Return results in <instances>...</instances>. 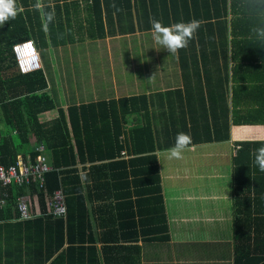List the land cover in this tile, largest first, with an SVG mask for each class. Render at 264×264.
Masks as SVG:
<instances>
[{"label":"trees","instance_id":"1","mask_svg":"<svg viewBox=\"0 0 264 264\" xmlns=\"http://www.w3.org/2000/svg\"><path fill=\"white\" fill-rule=\"evenodd\" d=\"M139 1L145 9L148 3L152 18L160 20L165 26L182 22L177 17L180 0H169L174 2L172 14L175 16L171 22L166 10L168 0H17L23 12L0 27V168L15 166L19 158L25 163L28 160L33 162L38 154L44 156V163L50 167L42 175L41 189L36 183L26 186L3 184L0 180V264H100L96 257L91 260L94 248L88 249L83 245L75 248L77 242H86L89 233L86 229L90 224L80 175L87 182L91 179L97 184L98 191H111L116 203L112 211L115 210L118 222L126 219L136 226L135 219L140 215L141 203L154 207L162 214L161 178L156 152L163 146L158 142L147 97L139 95L108 103L72 105L64 109L56 106L46 92L42 69L21 74L12 54L14 45L29 40L35 42L38 52L44 51L47 46L56 48L72 42L104 39L103 16L113 22V27H116V21L123 26L116 17L125 15L130 20L132 9L138 13ZM183 1L181 9L185 11V3H191L194 18L202 21L199 34L204 29L214 32L217 26L226 29L227 16L232 13L233 6L236 7L235 3H240L243 37L239 39L238 46L241 58L247 61H242V66L235 64L232 69V78L240 84L239 100L236 96L234 99L237 108L233 123L235 126H264V43L251 34L248 26L264 23V18H256L261 11L253 10L252 0ZM36 4L42 7H34ZM50 11L55 12V18L45 30V14ZM261 16L264 14L261 13ZM191 19L192 15L188 21ZM149 22L146 19L143 30L150 29ZM75 25L82 29L86 27L83 36L74 38ZM214 37L211 35L210 41H199L201 45L212 44ZM249 46L255 51L253 59H249L252 58ZM68 62L63 64L70 67L71 61ZM220 76L221 82L228 84V62H225L224 74ZM223 101L225 106V97ZM49 111H56V117L41 122L40 116ZM215 115L213 120L204 119L202 132L209 137V141H227L228 110L225 107L224 113ZM131 123L137 125L129 128ZM199 128L192 129L190 136L193 143L201 141L197 140ZM209 130L213 134H209ZM166 146H171L170 140ZM260 147H264V142L236 144L233 160L232 264H264V233L257 230L258 221L254 217L243 218L250 208H258L264 203V172L254 163V153ZM122 152L125 154L122 155ZM123 189L127 191L126 196ZM56 190L61 191L64 197L63 219L44 215V199L50 198ZM32 196L36 197L41 215L20 221L17 199ZM97 200L102 202L107 199L97 196ZM31 205L33 208V202ZM256 214L262 212L256 209ZM158 227L146 233L156 234L165 230L164 224L162 228L161 223ZM81 252L85 255L81 256Z\"/></svg>","mask_w":264,"mask_h":264},{"label":"crops","instance_id":"2","mask_svg":"<svg viewBox=\"0 0 264 264\" xmlns=\"http://www.w3.org/2000/svg\"><path fill=\"white\" fill-rule=\"evenodd\" d=\"M178 2V19L188 22L191 15L194 18L191 3H185L184 11L181 9L184 1ZM235 5L231 14L228 8L226 29L217 26L214 32L204 29L199 34L197 31L195 38L177 55H171L153 41L150 22L149 30L142 29L146 26V19L151 21L153 15L148 3L145 9L141 1L138 2V13H135V9L131 10L130 20L125 15L116 17L123 26L116 21V27H113V22L103 16L104 39L45 48L44 51H51L55 56L69 50L85 60L71 62L70 67L52 62L48 68L40 57L46 92L56 106L66 109L72 105L108 103L145 95L158 142L163 146L156 152L163 212L160 214L154 207L141 203L140 215L135 219L136 226L126 219H119L121 222H118L115 210L112 211L116 203L111 191H98L97 184L92 183L91 179L87 182L80 175L90 224L86 229L89 232L86 242H77L75 248L82 245L88 249L94 248L91 260L96 257L100 264H232L235 202L233 160L236 144L264 142V126H235L233 123L237 108L234 99L236 96L239 100L240 84L232 78V69L235 64L242 66V61H247L241 58L238 46L239 39L243 37L241 6L240 3ZM166 10L171 22L175 16L172 14L174 2L168 0ZM259 13L256 18L261 20L264 18L261 13L264 12ZM73 29V36L77 38L85 34L86 27L82 29L75 25ZM211 35L215 36L212 44L201 45V39L210 41ZM248 49L252 52L249 59H253L255 51L252 46ZM225 62H228L231 76L228 84L221 82L220 76L224 74ZM86 67L89 71L81 72ZM49 71L57 79V94L52 91L56 79ZM70 83L75 89L76 85L81 87L82 100L78 99L75 90V99L67 93ZM225 107L228 110L229 139L209 141V137L202 132L204 119L213 120L215 114L224 113ZM55 117L56 111L45 112L40 116V121ZM135 125L137 123H131L128 127ZM193 127L195 130L200 127L197 140L201 141L193 143L195 147L186 150L183 159H168L166 150L173 146L175 133L191 134ZM207 132L213 134L212 130ZM169 140L171 146L167 147ZM126 194V189H123V195ZM97 196L107 200L98 202ZM256 209L262 214H256ZM263 214L262 202L258 208H250L243 218L254 217L258 221L257 230L264 233ZM160 223L161 228L162 224L165 226L161 233H146L159 228ZM155 235L158 238L154 239ZM80 255L85 253L81 252Z\"/></svg>","mask_w":264,"mask_h":264},{"label":"clouds","instance_id":"3","mask_svg":"<svg viewBox=\"0 0 264 264\" xmlns=\"http://www.w3.org/2000/svg\"><path fill=\"white\" fill-rule=\"evenodd\" d=\"M34 7L40 8L42 5L36 4ZM252 7L254 11H264V0H252ZM23 10V7L17 4V0H0V27H3L9 20H14ZM54 18V11L45 14V30H47L48 23H51ZM150 23L153 41L171 55H177L179 50L186 48L189 42L195 38L202 21L193 18L188 22L182 21L165 26L160 20L152 18ZM250 32L256 39L264 41V23L253 26ZM34 44V41L29 40L15 45L14 52L17 59L27 64L29 60L34 58L37 55ZM194 147L190 134L179 132L175 137L173 146L166 150L167 158L181 160L184 158L183 153ZM254 157V163L261 172H264V147L258 148ZM226 198L228 199V197Z\"/></svg>","mask_w":264,"mask_h":264},{"label":"built area","instance_id":"4","mask_svg":"<svg viewBox=\"0 0 264 264\" xmlns=\"http://www.w3.org/2000/svg\"><path fill=\"white\" fill-rule=\"evenodd\" d=\"M14 46L12 47V54L15 59L17 68L21 74L34 72L41 68L38 52L34 58L29 60L27 64H24L17 59V55L14 52ZM38 150L41 151L42 147L39 146ZM124 154L125 153L122 152V155ZM49 170L50 167L44 163V156L38 154L36 155L33 162H30L28 160L25 163L22 161V159L19 158L15 166H11L8 169L0 168V180L3 184L16 183L18 185L26 186L36 183L38 188L41 189L43 187L42 175ZM31 200L33 202V208L31 205ZM17 210L20 221H27L29 219H32V216L37 217L41 215L36 204L35 196L18 198ZM44 212L45 216L53 219H63L65 217L64 197L61 191L56 190L50 198L44 199Z\"/></svg>","mask_w":264,"mask_h":264},{"label":"rangeland","instance_id":"5","mask_svg":"<svg viewBox=\"0 0 264 264\" xmlns=\"http://www.w3.org/2000/svg\"><path fill=\"white\" fill-rule=\"evenodd\" d=\"M38 52H39V55L41 57L42 62H44L48 66V68L50 67L52 62L53 63H61V64H63V63L69 64L68 61H71L73 63H75L77 61L85 62V60L80 55H77V54H75L69 50L63 51V53L60 54L59 56H57V55L55 56V54L51 51H38ZM88 71H89L88 67L81 69V72H83V73H86ZM81 72H80V75H81ZM49 73L53 75V79H54L55 78L54 73L51 71H49ZM55 82L52 85V91L57 94V93H59V86L57 85V79L55 80ZM74 90L76 92V95L78 96V99L82 100V94L83 93H82L81 87L76 85V89H75L71 83L68 84L67 93H70V95H72L75 99V96L73 94Z\"/></svg>","mask_w":264,"mask_h":264}]
</instances>
